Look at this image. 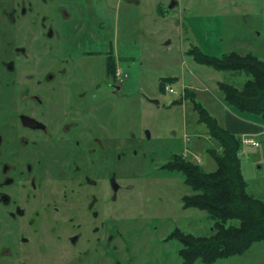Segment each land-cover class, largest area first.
I'll use <instances>...</instances> for the list:
<instances>
[{"label": "flooded vegetation", "instance_id": "obj_1", "mask_svg": "<svg viewBox=\"0 0 264 264\" xmlns=\"http://www.w3.org/2000/svg\"><path fill=\"white\" fill-rule=\"evenodd\" d=\"M113 1L0 0V264H121L132 252L136 195L160 178L128 118L115 126L120 51L95 24ZM102 56L98 79L89 67Z\"/></svg>", "mask_w": 264, "mask_h": 264}, {"label": "rangeland", "instance_id": "obj_2", "mask_svg": "<svg viewBox=\"0 0 264 264\" xmlns=\"http://www.w3.org/2000/svg\"><path fill=\"white\" fill-rule=\"evenodd\" d=\"M173 1L114 0L110 8L106 7L109 21L103 17L95 22L102 23L105 30L109 24L120 51L116 68L127 73L120 81L125 84L122 89L125 98L111 97L116 129L120 131L123 117L128 118L132 143L143 144V141V150L154 159L147 174H157L160 178L147 182L145 201L139 202L136 195L137 208L130 214L132 252L118 256L115 263L118 260L121 264H183L182 243L171 237L175 229L197 236L212 232L214 223L204 212L183 209L182 197L192 194L183 178L169 176L161 165L172 160L174 154L192 152L202 157L204 170H215L217 163L208 150L216 143L206 134V125L198 122L192 101L185 99L186 89L196 94V100L221 125L218 116L223 108L237 116L239 113L225 104L218 83L242 88L248 78L245 74L234 75L197 62L191 49L197 48L209 57L220 58L236 52L264 60V0H176L174 8ZM89 69L102 79L103 56ZM166 77L178 78L172 84L177 94L162 93L159 89L161 78ZM99 87L96 91L99 97L110 94V87L104 81ZM179 99L181 104H172ZM151 100H157L159 105ZM259 124L264 125V121L260 120ZM256 140L259 146L243 147L241 167L247 191L264 200V133L256 135ZM129 202L128 212L134 208H130ZM213 264H264V241L253 244L243 255Z\"/></svg>", "mask_w": 264, "mask_h": 264}, {"label": "trees", "instance_id": "obj_3", "mask_svg": "<svg viewBox=\"0 0 264 264\" xmlns=\"http://www.w3.org/2000/svg\"><path fill=\"white\" fill-rule=\"evenodd\" d=\"M195 60L217 70L234 75L245 74L247 80L242 88L219 82L225 104L234 108L240 115H250L264 121V60L253 54L241 55L236 52L224 54L220 58L202 55L192 48ZM114 70H116V65ZM178 78L166 77L160 80V90L166 84H174ZM185 99L192 101L198 113V122L206 125V134L215 146L208 150L217 163L213 171H206L199 164L174 154L172 160L162 165L168 175H180L192 191L182 197L183 209H196L204 212L214 225L208 236L185 233L177 228L172 238L182 243L180 256L183 264L201 261L213 264L232 256L245 254L253 244L264 241V200L247 191L241 157L240 136L221 126L209 110L196 100V94L186 89ZM182 99L172 104H181Z\"/></svg>", "mask_w": 264, "mask_h": 264}, {"label": "crops", "instance_id": "obj_4", "mask_svg": "<svg viewBox=\"0 0 264 264\" xmlns=\"http://www.w3.org/2000/svg\"><path fill=\"white\" fill-rule=\"evenodd\" d=\"M220 104L223 105L222 103ZM215 108L216 104L213 109ZM218 117L222 121L221 125L237 136H242L243 134L256 136L260 135V133H264V125L259 124L260 119L255 116L240 114L237 116L231 113V111H228L227 108L226 110L223 108Z\"/></svg>", "mask_w": 264, "mask_h": 264}, {"label": "built area", "instance_id": "obj_5", "mask_svg": "<svg viewBox=\"0 0 264 264\" xmlns=\"http://www.w3.org/2000/svg\"><path fill=\"white\" fill-rule=\"evenodd\" d=\"M117 79L118 82L123 80L125 77H127V74H125L121 69L117 70ZM166 91L172 94H177V91L174 89V87L171 84H167L165 87ZM241 142H242V149L239 153V156H241V152L243 150V147L246 146H259L258 141L256 140L255 135H250V134H243L241 136ZM189 155L191 156V161L197 163V164H202V157L200 155L194 154V153H189V154H184V157L189 158Z\"/></svg>", "mask_w": 264, "mask_h": 264}, {"label": "water", "instance_id": "obj_6", "mask_svg": "<svg viewBox=\"0 0 264 264\" xmlns=\"http://www.w3.org/2000/svg\"><path fill=\"white\" fill-rule=\"evenodd\" d=\"M172 8V7H171ZM151 102L159 105V102L157 100H151ZM147 137L150 138L149 132H147Z\"/></svg>", "mask_w": 264, "mask_h": 264}]
</instances>
